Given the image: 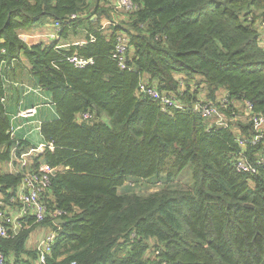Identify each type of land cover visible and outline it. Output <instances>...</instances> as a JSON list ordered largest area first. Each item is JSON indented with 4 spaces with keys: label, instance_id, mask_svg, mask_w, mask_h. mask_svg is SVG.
<instances>
[{
    "label": "trees",
    "instance_id": "16d2710c",
    "mask_svg": "<svg viewBox=\"0 0 264 264\" xmlns=\"http://www.w3.org/2000/svg\"><path fill=\"white\" fill-rule=\"evenodd\" d=\"M132 1L137 8L116 10L113 0H0V162L14 144H36V134L12 135L9 113L33 83L47 97L36 116L42 105L56 113L38 131L55 147L31 167L56 169L43 200L47 213L67 212L59 226L24 218L29 226L0 235V248L29 256L31 231L45 225L58 231L46 264H264V127L254 141L249 117L221 126L194 109L228 94L239 114L249 100L264 116V0ZM56 21L63 41L85 35L75 40L83 43L20 36ZM123 34L125 51L114 56ZM73 54L92 61L76 66ZM143 82L186 108L164 107ZM241 154L259 172L239 171ZM187 166L189 182H173ZM21 178L0 172L4 201ZM132 180L164 185L141 193Z\"/></svg>",
    "mask_w": 264,
    "mask_h": 264
},
{
    "label": "built area",
    "instance_id": "2783aa9c",
    "mask_svg": "<svg viewBox=\"0 0 264 264\" xmlns=\"http://www.w3.org/2000/svg\"><path fill=\"white\" fill-rule=\"evenodd\" d=\"M114 8L116 10H131L137 8L132 0H114ZM72 18L77 17L76 14L71 15ZM109 23V22H108ZM20 36L27 41L29 37L27 34H22ZM36 37L34 35H31ZM44 36H46L50 41L56 42V47L66 46L68 43L63 41V38L60 34V24L58 21L51 22V25L48 26L47 31ZM119 42L117 44V50H115L114 56H118L120 53L125 51L126 46V36L124 34L119 36ZM73 43H83V41H73ZM76 66L83 67L86 66L89 62L92 61L91 58H84L77 54H73L68 57ZM120 60H123V57L120 56ZM122 66L124 64L121 62ZM143 82L141 84V90L145 91L148 95H151L155 98L161 100L164 107L172 105L178 108H186L185 105L180 100H175L172 96L158 90L155 87H147ZM38 90V89H36ZM226 95H221L216 99L208 100L203 103H197L194 109H197L205 117H210L212 122L221 126H230L234 125L233 123L238 120L240 117H249L253 122L255 129L259 132L254 136V141L259 140L262 136V129L264 127V116H256L252 114L253 105L249 100H244V104L241 109V114L235 111V107L230 106L229 98ZM3 99V98H2ZM234 100L232 102L234 104ZM37 114V106H28L20 107L18 113L14 118H30ZM90 116L89 112L83 113L80 117L81 120L87 119ZM16 132V127L11 128V133L14 135ZM246 140L240 139V143L243 144ZM54 145L51 142H38L35 145L29 146L25 150H19V146L14 144L10 150V159L6 162L10 171L21 172L22 178L16 190L13 194L9 196V202L3 200V195L0 193V205L4 206L5 209H0V235L6 238H10L23 230L24 227H28L29 224L27 221H24V218H33L35 222L42 221L46 216H50L54 219L55 223L59 226L60 223H57L56 220L62 218L63 215L67 212L60 208H55L53 211L48 212L47 204L43 200V194L50 186L51 183V174H53L56 169L48 167L46 170H39L31 167L34 157L37 154H42L46 149H54ZM261 162L264 164V159L258 161L259 166ZM17 163V164H16ZM0 163V172L6 171V169ZM236 168L239 171L247 173H257L259 172V167L249 163L245 156L241 154V157H238L235 160ZM58 231L55 228H49L47 233L38 241L37 250L38 256L37 261L39 264H46L47 262V253L51 252L52 246L56 241ZM0 264H27L26 259L22 261L9 262L5 251L0 248ZM162 264H167L163 262Z\"/></svg>",
    "mask_w": 264,
    "mask_h": 264
},
{
    "label": "crops",
    "instance_id": "0c3cea01",
    "mask_svg": "<svg viewBox=\"0 0 264 264\" xmlns=\"http://www.w3.org/2000/svg\"><path fill=\"white\" fill-rule=\"evenodd\" d=\"M113 2H114V0H113ZM107 24H108V22L104 26V27H106V29H107ZM49 25H51V22H43V23L34 25L32 28L24 30L26 32H31L32 35L36 36V37L29 36V38H31L30 39L31 41L27 40V42L38 43V42H46L47 41L48 43H52L46 36H44ZM84 37H85V35H81L80 37L73 35V37H71L69 39H64V42H67V43L73 42V41H75V39H82ZM31 92L35 93L34 96H31V97L29 96L28 98H26L24 103H22L23 105L20 104L18 106V108L21 106L24 107V106L37 104L38 97L41 96L39 94H41V93H37L38 90H36V88H34L33 91H31ZM42 94L44 95V93H42ZM23 95H25L27 97L29 95L28 91H25V93H23ZM47 108L48 109L44 110L42 115L41 114L38 116L35 115V116L30 117V118H21V117L14 118V116H15L14 115L12 118V126L16 127V133L20 132V134H22L21 132L24 130V133H23L24 137H29L35 130L39 131L40 123L44 119L43 117L47 116L49 118H52L55 116L56 112H55L54 106H49ZM31 124H35V126L32 127V129L28 130L27 127L31 126ZM35 136H36L35 143L42 142V140H39L40 135H35ZM7 161L8 160L0 162V163H3L1 165L6 169L7 172H15V171H10L8 165L6 164ZM48 229H49V227H47L45 225L36 226L31 231V233L27 239L26 250L30 251V253L32 252L31 254H29L30 259H32L31 264H39L37 261V258L34 257L35 255H34L33 251H34V249H36L38 241L47 233ZM2 237H4V236H2ZM4 238H6V237H4ZM5 254L7 257V261H9V262H16V261H22L24 259H28L27 258V256H28L27 251L20 252V253H18L16 251H11L9 254H7L6 252H5Z\"/></svg>",
    "mask_w": 264,
    "mask_h": 264
},
{
    "label": "rangeland",
    "instance_id": "374dc122",
    "mask_svg": "<svg viewBox=\"0 0 264 264\" xmlns=\"http://www.w3.org/2000/svg\"><path fill=\"white\" fill-rule=\"evenodd\" d=\"M104 20V24H106L108 21H106V19L104 18L103 19ZM22 32H24V33H22V34H27L28 36H31L32 35V33L31 32H26V31H22ZM31 38H27V40L28 41H31L30 40ZM75 40H77V39H75ZM45 43H48L47 41L45 42ZM69 45H71V43L70 42H68V45L67 46H69ZM196 78H200V75H197V77ZM194 82V81H193ZM195 83V82H194ZM34 87H36L35 86V84H33V83H31V84H28V86L26 87V89H29V91H28V93H29V95L26 97L25 95H23V97H22V99H21V102L22 103H24V101L26 100V98H28L29 96L31 97V96H34V92H31V91H33V89H34ZM202 95L204 96V97H206V94H207V88H206V86L204 85V86H202ZM46 100H47V97L46 96H39L38 97V102L37 103H39V104H41V103H45L46 102ZM7 102V106L8 107H10L11 105H12V101H11V99H9V100H7L6 101ZM23 105V104H22ZM18 106H19V104H17L16 105V111L15 112H11V111H9V113H11V117H13V115H14V113H16L17 112V110H18ZM46 109H48V108H46V105H42V106H40V114L42 113V111L43 110H46ZM105 120L107 121V119L105 118ZM35 126V124H31V126H29V127H27V129L28 130H30V129H32V127H34ZM33 134H36V135H38V131L37 130H35L31 135H33ZM39 140H42V138L41 137H39ZM191 174V168H190V166H187L181 173V175L177 178V179H175L173 182H175V183H179L180 181H182V182H185V181H187V182H189V180H188V178H189V173ZM163 180L165 181V179L163 178ZM145 181L144 180H141V181H136V180H132V181H130V184H131V186L136 190V191H138V192H141V193H146L147 191H150V190H155V189H158V188H161V187H163V185H164V183H161V182H159L156 186L155 185H148V183H144ZM149 252H151V251H149ZM146 256H149L148 255V253H146Z\"/></svg>",
    "mask_w": 264,
    "mask_h": 264
},
{
    "label": "water",
    "instance_id": "95a60500",
    "mask_svg": "<svg viewBox=\"0 0 264 264\" xmlns=\"http://www.w3.org/2000/svg\"><path fill=\"white\" fill-rule=\"evenodd\" d=\"M246 206H251V204L246 203ZM56 222L57 223H64L65 222V219L59 218V219L56 220Z\"/></svg>",
    "mask_w": 264,
    "mask_h": 264
}]
</instances>
